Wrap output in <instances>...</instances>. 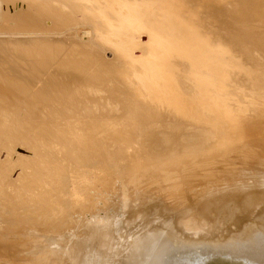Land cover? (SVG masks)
Here are the masks:
<instances>
[{
	"label": "rangeland",
	"instance_id": "1",
	"mask_svg": "<svg viewBox=\"0 0 264 264\" xmlns=\"http://www.w3.org/2000/svg\"><path fill=\"white\" fill-rule=\"evenodd\" d=\"M260 1L223 0L218 7H205L197 0H0V15H7L0 25V84L9 85L19 97L7 112L1 108L8 101L0 98V264H74L93 222L102 226L101 213L112 204L128 203L132 210H142L144 218L156 200L159 206L167 204L161 211H181L179 217L184 215V223L196 229L197 206L205 199L215 195L213 200L219 201L224 194L227 198L238 194L251 200L250 188L261 177L255 173L264 172ZM18 2L26 9L9 17V6L15 11ZM162 8L177 16L164 17ZM142 10L143 32L153 50L150 58L139 60L133 51L139 48L140 38L135 37L143 32L132 24L129 11L137 17ZM154 14L161 17L159 23ZM19 17L28 18L26 24L33 27H17ZM8 19L15 25L5 23ZM46 21L52 23L50 28ZM171 25L182 31L181 37L169 32ZM151 27L155 34L177 37L168 44L171 47L160 43L175 53H184L189 36L193 49L184 54L188 60L204 59L201 43L208 39L226 61L235 55L240 67H249L253 77L237 76L232 88L219 82L224 73L218 67L210 76L193 74L203 85L214 83L221 91L229 90L245 118L226 110L213 117L207 112L215 109L207 100L189 105L197 97L186 79L191 73L180 65L174 69L169 53L149 34ZM122 32L133 41L130 45L119 41ZM142 47L145 53L148 46ZM209 95L216 104L219 99ZM253 115L260 120L253 121ZM153 125L171 132L172 138L161 145H143L141 130ZM190 133L200 135L201 141L182 140ZM243 173L248 174L244 183L249 190L239 193ZM96 243L106 262L117 254L108 235L98 234Z\"/></svg>",
	"mask_w": 264,
	"mask_h": 264
},
{
	"label": "bare ground",
	"instance_id": "2",
	"mask_svg": "<svg viewBox=\"0 0 264 264\" xmlns=\"http://www.w3.org/2000/svg\"><path fill=\"white\" fill-rule=\"evenodd\" d=\"M149 1L160 2L161 0H149ZM189 1L194 2L195 0H189ZM197 1H198L197 2L198 5L201 6V4H203L202 6H205V7H211V6L218 7V5H220L221 2H223V0H197ZM260 2H261L260 5L264 7L263 0H261ZM186 5L187 7H191L192 4L186 3ZM9 7H10V11L8 12L9 17L17 15L16 12H18L21 9H23V11L26 9V5L20 2L17 3L16 5L17 9H15V11L12 8V6H9ZM219 7H222V6H219ZM149 10L151 13V9ZM220 11L221 9H219V12ZM161 12H162L161 14L166 18L171 19L172 15L177 16V15H174L175 13L170 11L169 9H167L166 11L162 8ZM263 12H264V8H263ZM129 13H131V15L133 16L132 24L137 25L140 29L139 31L142 33L144 30L143 27H145L144 25H146L145 23L144 24L142 23V21H145L143 18L144 13H145L144 10H142L141 13H138L139 16L137 17H135L136 15H134L132 12L129 11ZM151 14H153V12ZM154 17H156L155 14H154ZM5 18H7L6 14H3V18L0 15V25L3 23V20ZM159 18L161 17L157 16L155 18L157 19L156 22L158 23L161 21V20L158 21ZM184 19L186 20V18ZM8 21L9 22H5V23H8L11 27L15 25L11 19H8ZM28 22H29L28 18L19 17L18 24L19 23L20 24L17 25V27H21V28L33 27V26H28L26 24ZM51 25L52 23L50 21L45 22V27L50 28ZM34 27L37 28V26L35 25ZM149 29H152L153 31L152 33V31L147 30L149 31V34L156 37L154 39L156 41V45L161 46V49L163 51H166L169 53L170 56H167V57L172 58L171 64L174 65V69L176 65H180L183 68L187 69V72L189 74L191 73V75L187 76L186 79L192 85L194 91L197 93V97L195 96L194 101L187 102L189 105H196V103L200 100H204V101L207 100L205 102H207L209 106L215 110L210 111V112L206 111V112L210 113V115L212 116L214 115L213 117H218V114L220 115V113L225 112V110L228 112H231L234 115H238L241 117L245 116L243 107L236 105V103H238L237 101L238 99L235 100L236 96L230 95L229 90L222 89L221 91L220 89L214 87L213 85L214 83L210 85L209 83H207V84H204L207 86H204L203 84L195 80L193 74L198 73V74L210 76L211 73H214V70L218 67L219 70L222 69L221 71H223V72H220V74L221 73H224V74L223 76L219 75L221 78L220 80L218 79L219 76H217V79L219 80L220 83L225 84L226 87L227 85H230V88H232L231 83L233 80H235L237 76H241V77L243 76L244 78H247V79H250L253 77L250 74L252 71L249 69V67L247 66L246 68H243L242 66L240 67V65L236 63L237 60L239 59L236 58L235 55H231V54H230L231 56L227 59V61L230 58H232V60L230 59L231 62H227L224 59L225 57H223V52L220 51L221 49H218L219 47L213 48L208 43V39L206 43L205 42L201 43L202 49H205L201 51V53H203L204 59H202L201 61L193 62L192 60H188V58L184 55L186 54L185 53L186 51L190 52L193 49L191 47L193 45L191 43V39H189V36L187 40V46L186 48H184V51H183L184 53H180V52L178 53L177 51H176L177 53H175L174 51L171 50L172 48L170 49L164 48V47H171L168 44L171 43V41L173 40H177L176 36H179V37L182 36V31H180V29H178L176 26L171 25L168 30L170 33L175 34L176 36H168V37L161 36V34H158V33L155 34L154 32L155 28L153 27ZM106 30L109 31L110 28ZM117 33H120V32H117ZM133 35L135 37L138 34H133ZM121 36L123 39H119V41L125 40V43L128 45H130V43L133 42L131 41L130 38L125 37L127 36L125 32H122ZM138 37L140 38L138 42L139 48L133 51L134 57L138 58L139 60L143 59L144 57L150 58V52L153 50L152 46L150 45V42H151L150 37L148 36L146 32H143V34L136 36L135 39L138 40ZM46 38L48 37L46 36ZM79 38L76 37V39H79ZM161 42H164L165 44H167V46H164L163 44L164 46L163 47L160 44ZM46 45H52L53 49H55L56 47L50 42L49 43L46 42ZM142 46H148L146 47L145 53L143 52L144 47ZM48 48L50 49L51 47H48ZM37 59L40 60V58H37ZM42 66H44V64ZM41 69L43 70L42 67ZM159 72L162 73V70ZM225 75L226 77L224 78V80L226 81H224L222 78ZM227 76H229L228 79H227ZM162 78H165V77H162ZM8 86L9 85L6 86L2 83L0 84V98L6 99L9 103L7 105L2 106L1 108V110L3 109L6 112L9 111V109L11 111V109L13 108L12 104L19 99L18 95L10 88V86L9 87ZM169 87H166V89H168ZM150 92H153V91H150ZM172 93L173 91H171V94ZM209 93L213 94L219 99L216 102V104L212 100H211L212 101L211 103L210 101L211 98H210ZM178 96L175 95V97H178ZM251 117L253 121L260 120L261 118L258 115H253ZM16 125L17 124H14L13 127L14 126L16 127ZM196 125H201V124L196 123ZM201 126L204 128L210 129V127H208V125H205L204 123ZM258 127H259L258 125H255L256 130H258ZM163 129L157 125L143 128L141 130V138H140L141 143L147 146L149 145L154 146L157 144L161 145L162 140L166 141L167 140L166 138L168 139L172 138V137H169V136H172L170 135L171 132L169 131L165 132ZM211 130L212 132L215 131L212 128ZM178 137L181 138L180 135ZM182 137H183L182 140L185 139L186 141H189V140L196 141V142L201 141L200 135L196 136V135H192L191 133L183 134ZM19 151H21L20 154L26 153V151H24L23 149H19ZM260 159H263V158H260ZM260 159H258V161L261 162ZM256 170H260V169H256ZM256 170L254 169V171ZM258 174L259 176H261L260 178L256 176ZM246 175L243 173L240 176L239 181L243 183L244 185L241 186L243 189H239V190H242L240 192L238 191L239 193H244L245 191L249 190V186H247V184L245 186V183H244L246 178H248L247 173ZM255 176L257 177V179H254L253 184L255 185L251 186L250 188L251 190L253 189L252 190L253 193L250 195L251 200L248 198L247 201H244L243 199L238 198L237 191L235 192L237 194L236 195L237 198L236 196L227 198L224 195H228V194L223 193L224 195L222 194L223 197L222 199H219V201L213 200L216 197L215 195L211 199L210 198L205 199L207 200V202L203 200L205 201V203L203 202L204 204L200 207L197 206L199 209V212L197 210L199 215L195 214V218H194L197 222L200 221L198 222L200 224L198 225V228L196 229H194L195 227L192 228L193 224L188 225L190 222L187 225L184 223V220H187V219H184L186 217L184 215L179 217V215L177 214L178 212L180 213L181 211H175V213L174 212L171 213V211H168V212L161 211L167 207V204L164 205L165 207H163L162 206L163 204L161 203L162 205L160 204V206L162 207H160L159 204H157L158 202H156V200H154L153 205L148 206L147 212H145L144 218L142 216L143 214L142 210L137 211L136 209L134 211L131 208H129L130 205L128 203H124L123 205H120V206L119 205L115 206L114 204H112L104 213H101V217H105V219L103 218L104 220H103L102 226L97 225L99 223V222L97 223L98 220L93 222V225H92L93 231H90L91 233L88 234L84 238V240H82L83 241L81 243L82 246L81 248L78 247L79 249L78 255H76L74 258V264H264V172L255 173ZM247 182H250V180ZM241 183L239 184L241 185ZM193 184L194 183H190L189 185L193 186ZM238 186L237 188L240 187ZM246 188L248 189L245 190ZM229 190L230 189H228V192ZM235 190L236 188L234 189V191ZM228 192L226 191L225 193H228ZM231 193L230 195L232 196L233 194ZM240 196L242 195L240 194ZM204 197L206 198L209 196H204ZM219 197H220V193H219ZM211 200H213V202H211ZM198 202H202V200L201 201L199 200ZM151 203L152 202H149V204ZM174 204H177V203H174ZM169 205L172 206V204H169ZM157 206H159L161 209L159 210ZM184 207H182V209ZM195 211H196V208H195ZM175 214H177L178 216ZM195 220L193 221L194 225L196 223ZM186 226H190V228H192L193 231L190 229L186 231L184 229V227L186 228ZM98 234L108 235V238L110 239L113 245V248L116 249L113 251L117 252V254L112 256L111 260H109L108 262H106V255L104 254V252H101L99 250V246L96 243ZM111 243L109 244L110 249L112 246ZM111 255L112 254H109V255L107 254L108 257L109 256L111 257Z\"/></svg>",
	"mask_w": 264,
	"mask_h": 264
}]
</instances>
